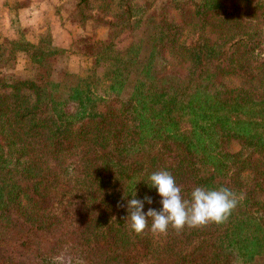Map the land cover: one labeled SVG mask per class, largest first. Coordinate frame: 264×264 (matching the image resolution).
<instances>
[{
  "label": "trees",
  "instance_id": "1",
  "mask_svg": "<svg viewBox=\"0 0 264 264\" xmlns=\"http://www.w3.org/2000/svg\"><path fill=\"white\" fill-rule=\"evenodd\" d=\"M63 1L68 46L0 42V264H264V0ZM157 171L237 207L137 235Z\"/></svg>",
  "mask_w": 264,
  "mask_h": 264
},
{
  "label": "clouds",
  "instance_id": "2",
  "mask_svg": "<svg viewBox=\"0 0 264 264\" xmlns=\"http://www.w3.org/2000/svg\"><path fill=\"white\" fill-rule=\"evenodd\" d=\"M149 185L159 195L160 209L149 208L143 211L144 202L152 204L150 197L144 200L135 198L127 201L128 215L125 223L129 229L139 235L149 227L152 234H166L169 228L177 233L187 228H200L208 224L227 222L237 207L236 194L227 187L207 189L197 186L192 189L188 198L181 195V188L167 171H157L149 176Z\"/></svg>",
  "mask_w": 264,
  "mask_h": 264
},
{
  "label": "rangeland",
  "instance_id": "3",
  "mask_svg": "<svg viewBox=\"0 0 264 264\" xmlns=\"http://www.w3.org/2000/svg\"><path fill=\"white\" fill-rule=\"evenodd\" d=\"M66 5L63 0H0V42L33 41L51 36L58 46H68L72 32L77 30L63 20ZM113 6V9L118 8L116 4ZM27 66L28 61L21 56L16 70L25 71Z\"/></svg>",
  "mask_w": 264,
  "mask_h": 264
}]
</instances>
